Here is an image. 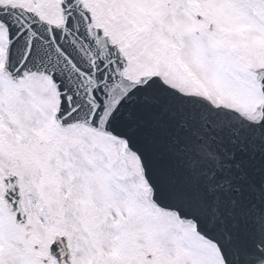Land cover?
I'll return each mask as SVG.
<instances>
[{"label":"snow or ice","instance_id":"6c2138e0","mask_svg":"<svg viewBox=\"0 0 264 264\" xmlns=\"http://www.w3.org/2000/svg\"><path fill=\"white\" fill-rule=\"evenodd\" d=\"M0 264H264V0H0Z\"/></svg>","mask_w":264,"mask_h":264}]
</instances>
